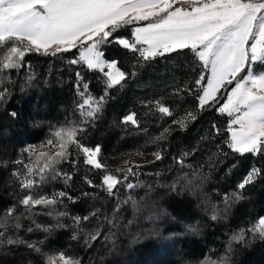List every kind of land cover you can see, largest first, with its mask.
I'll return each mask as SVG.
<instances>
[{
	"label": "snow or ice",
	"instance_id": "1",
	"mask_svg": "<svg viewBox=\"0 0 264 264\" xmlns=\"http://www.w3.org/2000/svg\"><path fill=\"white\" fill-rule=\"evenodd\" d=\"M130 27V36L121 34ZM118 45L132 54L131 73L122 70L120 60L106 58L105 48ZM75 50V51H74ZM187 50L194 65L191 84L177 86L174 95L183 99L186 92L193 97L195 106L187 109L183 116L174 113L163 98L142 102L150 112L158 113L164 121L162 131L151 142L164 141L172 135L176 125L186 130L190 122L197 121L199 113L205 110L226 114L228 119L226 136L223 144L231 153L245 155H264V0H0V103H6L12 95L8 86L14 84L9 73L17 74L25 70V85L35 80V73L26 57L36 54L44 57H64L70 66H82L86 71L99 73L98 83L103 84V92L96 95L90 88L81 71L75 72L74 111L79 114V124L54 128L49 138L39 146L28 145L22 149L27 153V161H12L22 168L13 170L11 176L18 183L19 191L14 193L15 203L0 214V254L10 250L11 246L21 244L40 254L43 264H83L82 259L69 256L65 251L44 252L36 243H29L17 233L21 228L20 217L16 215L18 207H23L28 216L34 215L37 208L44 209V215L52 217L56 223L44 226L36 223L37 229L51 233L54 229H73L71 239L79 241L83 235L86 249L94 246L100 239H107L103 231L118 227L119 215L124 205L131 203L138 207V201L132 190L140 187L139 168L146 165L123 161L124 167L115 169V173L101 163L100 145H87L80 136L86 127L93 123L110 98V90L123 87L129 76L135 77V69L148 64L157 58ZM70 54V55H66ZM198 69V72L196 71ZM25 88L22 86L20 91ZM223 97V98H222ZM9 115L16 119L18 113ZM171 117L170 123L166 118ZM147 132L141 128L135 111L124 115L120 121ZM51 127V126H50ZM219 135L220 127L211 124V131ZM215 139L210 133L201 140ZM74 145L78 159L70 160L69 146ZM216 151L208 160L193 169L191 179L183 178L184 187L195 192L198 184L194 181L206 179L200 169L207 166L212 169L223 163L221 157H227L223 147L217 143ZM197 149L185 151L174 157L181 168H192L186 159ZM136 155H143L137 152ZM153 164L163 159V149L151 153ZM82 160L89 169L101 170L98 181L85 175L78 195H71L65 190L47 192L45 185L62 182L70 186L73 174L58 169L63 161H68L78 168ZM131 165V166H129ZM236 163L231 165L235 169ZM264 174V168L253 164L239 181L236 188L222 197L223 209L212 204L209 218L217 221L221 212H227L233 203L244 199L246 186L253 184ZM159 175V173H157ZM123 188L127 195L121 198ZM177 191L176 184L171 186ZM104 193L113 206H93L86 215H72L66 209L65 200L76 204L81 199L101 200ZM21 215H24L23 213ZM28 218V217H25ZM69 218L72 224L61 222ZM131 223V221H129ZM186 230L195 232L192 225ZM28 232L33 228L28 227ZM251 233L264 240V215L250 222L247 228L234 233L226 246L223 255L213 259L206 256L200 264H230L233 242H245ZM181 264L186 262L181 261Z\"/></svg>",
	"mask_w": 264,
	"mask_h": 264
},
{
	"label": "trees",
	"instance_id": "2",
	"mask_svg": "<svg viewBox=\"0 0 264 264\" xmlns=\"http://www.w3.org/2000/svg\"><path fill=\"white\" fill-rule=\"evenodd\" d=\"M121 34L130 36V27L122 30ZM105 52L106 58L120 60L122 70L128 73L134 70L131 66L134 63L132 54L127 53V50L111 45L105 48ZM2 55L3 51H0V58ZM190 57L191 53L183 50L135 69L138 73L135 77L129 76L123 87L117 86L110 90V98L103 111L80 136L87 145L101 146L102 159L163 149L161 161L147 164L138 171L141 186L132 190L138 207L133 208L131 203L124 205L119 215L118 227L108 231V226L105 225L103 231L108 238L100 239L90 249L84 247L83 235L79 241L71 239V227L54 229L51 233L37 229L32 223L33 219L44 226L56 223L52 217L44 215L45 210L40 208L34 210L35 214L29 217L22 206L18 207L16 215L20 217L22 225L18 236L29 243L38 244L44 252L65 251L69 256L81 258L83 264H126L127 261L123 260L126 254L129 256L127 259L131 255L137 258L131 264H174L176 259L186 264H200L206 256L215 259L223 255L234 233L249 227L250 222L264 215L262 174L253 184L246 186L243 200L233 203L227 212L222 211L221 218L217 221L209 218L211 205L215 204L223 209V195L236 188L253 164L264 168V155L241 157L231 153L223 144L229 119L227 115L205 110L199 113L197 121L189 123L186 130L173 125L174 131L166 140L151 142L162 131L164 121L158 113L150 112L142 102L163 98L178 116H183L185 110L195 106L193 97L188 93H181L183 99L174 95L177 86L183 87L193 81L194 65ZM26 60L32 66L35 80L25 85V70L22 69L19 74L12 70L9 75L15 83L8 85L12 89V95L6 103H0V214L15 203L14 193L19 191V187L11 173L22 168V165H16L12 161L23 159L28 162L27 153H22V149L28 145L38 146L44 143L54 128L79 124L80 117L74 111L73 103L75 72L81 71L84 74L94 94L100 95L103 92V84L97 81L99 73L86 71L78 65L70 66L64 57L30 54ZM22 86L25 88L23 92L20 91ZM11 111L18 113L16 119L9 115ZM132 111L137 113L141 128H146L147 132L131 124L125 126L119 123L124 115ZM171 119L166 118L169 123ZM212 123L220 127L219 135L214 130L210 132ZM209 133L215 139L202 141L201 137ZM217 143L228 156L221 157L223 163L215 168L205 166L200 169L206 174V179L194 181V184H198L195 192L187 190L183 178L187 174L191 179L193 169L199 168L208 160L209 155L217 150ZM193 148L197 151L185 161L192 168H181L175 163L174 157ZM69 153L70 160L78 159L74 145L69 146ZM233 163L237 164L235 169L231 168ZM57 167L73 174V180L70 186H65L62 182L45 185L44 190L49 193L65 190L71 195H78L81 188L88 190L87 185L83 184L85 175L91 176L94 181H98L102 175L101 170L86 168L82 160L78 168H74L68 161L61 162ZM173 184H176L177 191H172ZM126 195L121 188V198ZM100 196L102 199L95 202L81 199L76 204H71L65 200L66 209L62 207L60 210H67L72 215H86L93 204L101 206L102 201H108L104 193H100ZM112 206L110 201L104 204L109 210ZM156 213L164 214L158 224L146 220L148 217L153 218ZM61 222L72 224L69 218H61ZM186 225L194 226L197 231L186 230ZM28 227H32L33 231L28 232ZM167 239L172 241L173 249L160 255L156 252V244H164L166 242L162 241ZM232 248L230 264H264V240L258 236L253 239L249 233L245 242H233ZM3 254L5 256H0L2 264H43L42 256L24 244L11 246ZM144 257L148 260H144Z\"/></svg>",
	"mask_w": 264,
	"mask_h": 264
},
{
	"label": "rangeland",
	"instance_id": "3",
	"mask_svg": "<svg viewBox=\"0 0 264 264\" xmlns=\"http://www.w3.org/2000/svg\"><path fill=\"white\" fill-rule=\"evenodd\" d=\"M226 115V114H224ZM41 145V144H40ZM39 146V145H38ZM151 153L153 152H150V153H143V155H136V154H132V155H128V156H123V157H104V159L101 158V154H100V161L101 163L103 164H106L107 167L109 169H111L114 173H115V169L118 168V167H124V164H123V161L125 160H129L131 161L133 164H141V165H147V161L149 160H153V156L151 155ZM131 166V165H129ZM137 171H141V169L139 168ZM133 180V182H135L136 180H139V176L138 177H134V178H130ZM160 217H164V214H158L156 213V215H154L153 218H146L147 221H151V223H154V224H158L159 223V219ZM162 242H166L164 244H156V252L157 253H160V255L162 254V252H165L167 250H172V241L171 240H165V241H162ZM159 246V247H158ZM160 248V249H159ZM156 253V254H157ZM0 256H5V254H0ZM129 256H127V254L125 255L124 257V261H127L126 264H131L132 262H136L137 258H135V256L133 257L131 255V257L129 259H127ZM144 260H148V258H145L144 257ZM1 263V262H0ZM2 264V263H1ZM16 264H19V262H17ZM174 264H181V262L179 260H174Z\"/></svg>",
	"mask_w": 264,
	"mask_h": 264
}]
</instances>
